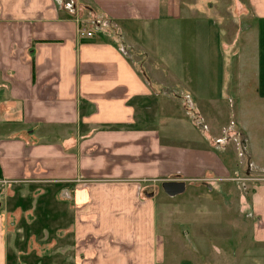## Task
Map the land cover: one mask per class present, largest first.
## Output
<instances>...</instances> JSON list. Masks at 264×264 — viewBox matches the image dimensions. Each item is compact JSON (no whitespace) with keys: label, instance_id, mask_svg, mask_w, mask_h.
<instances>
[{"label":"crops","instance_id":"1","mask_svg":"<svg viewBox=\"0 0 264 264\" xmlns=\"http://www.w3.org/2000/svg\"><path fill=\"white\" fill-rule=\"evenodd\" d=\"M220 6L250 14L229 43ZM136 35L176 75H142L122 42ZM259 131L264 0H0V208H30L9 193L45 191L30 199L48 202L49 226L33 233L62 243L52 264H264ZM169 182L183 191L167 195ZM158 193L193 199L162 204L160 231ZM41 222L0 215V264H48L18 229Z\"/></svg>","mask_w":264,"mask_h":264},{"label":"rangeland","instance_id":"2","mask_svg":"<svg viewBox=\"0 0 264 264\" xmlns=\"http://www.w3.org/2000/svg\"><path fill=\"white\" fill-rule=\"evenodd\" d=\"M238 1L241 3V1H243V0H238ZM230 8H231V6H230ZM230 8L224 10V7L220 6V8L218 9L219 11L215 12V18L217 19V21L220 25V28L222 30V39H223L224 43H225V41L227 43H229V41H231V39L236 40V37L238 35V30L245 28L249 24V21H250L249 12H239L238 10L234 9V6H233V8H231V10H230ZM86 14L87 13L80 8V11L78 12L79 17L82 19H86L85 21H87L88 26L94 27L95 21H94L93 17L89 16L86 18ZM180 36L183 37V33L181 35H178V36H177V34H171V33L165 34V38H167L169 41L173 40L174 43H178L177 39L180 40L181 39ZM187 36L188 35L186 34L183 38H187ZM126 37L122 38V42H124L123 46H128V49L124 48V50L125 51L131 50V52L133 53V55L131 54L132 60L135 63L134 66L142 75L149 78L152 81V83H154V84L161 83L163 80L162 78L164 76L169 75V73L176 75V73H177L176 69H175L176 65L171 64V59L168 60L167 57L163 58V56L157 55V54H156L157 55L156 56L153 53L154 51L152 50V47H151L153 45L152 43L150 45H148V47L146 46V48H145L144 40L142 38H139L138 35H136L135 39H132V37L131 38H128V37L126 38ZM155 40H156L155 47H157V36H156ZM185 68H186V66H185ZM162 83H164V82H162ZM168 87L170 90L173 89V87L170 85V83H169ZM176 99H178L180 101V103L183 102V105L186 107L187 110H189L190 101H189L188 97L185 98L184 96L180 95V97H178ZM188 115H189V113H188ZM262 140H264V131L263 132L259 131L258 142H260ZM240 175L242 177L241 179H245V177H250V176H245L244 173L240 174ZM260 176H262L261 177V179H263L262 183H264V172L260 173ZM255 180L258 181V179H254L253 181H249V183L254 184V183H256ZM231 183L237 184L238 186L239 185L241 186L242 184H244L246 182L243 183V182L233 181ZM156 186L158 187L159 184H157ZM189 188H192V187H189ZM243 190H245V189H243ZM39 191H41V192H37V194H36V192L32 191V193H35L34 198H36L37 196H41V195L45 194L44 190H39ZM250 191H251L250 189H247V191H244V193L246 192L245 194L250 195ZM158 192H160V191L158 190ZM32 193H27V192L23 193L24 195L22 197H19L18 195L21 196V194L20 193L17 194L16 192H13L12 194L9 193V195H8V197L10 196L11 198L16 199V200L17 199L28 200L30 202V208H24V206H22V205L17 206L11 200L8 201L7 203H5V201L3 200V203H1L2 206L0 208V215L3 214V215H5L6 218L9 217V219H15L16 220V218H19V217L24 218V216L25 217H31V218H41V221H43V222H41L40 224L32 223L28 226H25V229H22L23 226L18 227V229H21V231L22 230L26 231V233L29 234V237H31V233L34 237V233H33L34 230H39L38 232L40 234H42V232L44 230H47V228L49 226V224H48L49 213H48V205H47L48 202L47 203L40 202V204H38V205L33 204L32 200L30 199V198H32L31 197ZM184 195L177 197L174 200L168 201V199L165 198V196H161V194L158 193L156 200H155L156 205L158 207L157 208V210H158L157 211L158 212L157 224H156L158 231H160L163 227L159 221V219H160V215H159L160 210L159 209H162L161 208L162 204H163V206H164V204H169L170 210H175V205L178 204L179 200H186V201H190V200L192 201L193 200L191 198L192 195L186 194V197H184ZM182 197H184V198L181 199ZM25 198H29V199H25ZM208 200L214 201V198H209ZM161 201H162V203H161ZM160 203H161V205H160ZM184 206H187V204H185ZM209 206L200 207L201 212H199V213H201V214L210 213L212 209L209 208ZM53 207H55V206H53ZM17 210H20V212H18ZM171 219H172V221H174V223L172 225V231H170L168 233L169 234L168 236H169V239H171V238L176 239L177 234H178L177 230H178L179 225L181 224L180 222H182V221H180L178 219V216L175 213H174V215H172ZM197 226H199V225L197 224ZM14 232H15L14 234H16V228L14 229ZM20 235H22L23 239L24 238L27 239L23 235V233ZM38 236H39V238L35 234L34 239L32 241H29V243L31 242V245L34 247V251H32V252L29 251V253H28L30 256H35V253H36L38 257H42V260L48 264L54 263L55 259L59 260L60 258H62V256L56 257L57 255L54 254V252L57 250L59 245L62 244L61 242L56 241V243H54V245L51 246L50 245L51 241H50V238L48 235H46V237L45 236L40 237V235H38ZM181 236H183V235H181ZM19 239H21V237ZM20 241H16V244L17 243L21 244ZM26 243H28V241ZM12 245L14 246V248H13L14 253L17 252L14 241H12ZM49 245H50V247H49ZM25 251H26V249H25ZM49 252H51L52 255H47V254H49ZM25 254H26V252H25ZM33 258L34 257H32L30 259V262H32V263H33ZM17 259L18 258L16 257V260ZM34 261H36V260H34ZM32 263H30V264H32Z\"/></svg>","mask_w":264,"mask_h":264},{"label":"water","instance_id":"3","mask_svg":"<svg viewBox=\"0 0 264 264\" xmlns=\"http://www.w3.org/2000/svg\"><path fill=\"white\" fill-rule=\"evenodd\" d=\"M161 187L162 190L169 196H175L183 191V185L178 183H164Z\"/></svg>","mask_w":264,"mask_h":264},{"label":"built area","instance_id":"4","mask_svg":"<svg viewBox=\"0 0 264 264\" xmlns=\"http://www.w3.org/2000/svg\"><path fill=\"white\" fill-rule=\"evenodd\" d=\"M81 35H82V36L85 35V36H87V37H90V36H91V33H90V32H87V33L82 32Z\"/></svg>","mask_w":264,"mask_h":264}]
</instances>
